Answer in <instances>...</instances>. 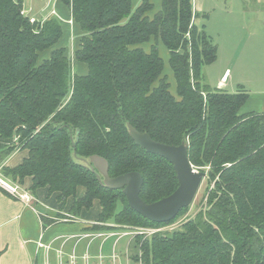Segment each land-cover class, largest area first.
Wrapping results in <instances>:
<instances>
[{
  "label": "trees",
  "instance_id": "obj_1",
  "mask_svg": "<svg viewBox=\"0 0 264 264\" xmlns=\"http://www.w3.org/2000/svg\"><path fill=\"white\" fill-rule=\"evenodd\" d=\"M61 2L83 31L75 60L87 65V74L73 72V59L61 44L63 19L31 22L23 0H0L3 175L20 184L32 178L31 190L48 188L62 206L73 198V216L99 201L103 225L94 229L159 226L174 219L157 223L142 216L123 189L101 184L89 161L96 154L106 158L112 177L140 172L141 197L152 203L177 189V174L167 159L135 143L128 124L165 144L185 141L191 163L208 174L207 201L179 230L149 237L137 233L132 260L264 264V112L243 113L249 93H230L203 81V67L217 60L218 46L193 23L192 0H162L152 18L150 0L137 8L132 0ZM152 37L170 53L178 96L161 77L158 48L142 47ZM48 49V58L39 62ZM17 149L28 155L16 166L6 165ZM80 187L85 191L77 197ZM0 191L9 194L2 186ZM112 220L115 225L109 226Z\"/></svg>",
  "mask_w": 264,
  "mask_h": 264
},
{
  "label": "crops",
  "instance_id": "obj_2",
  "mask_svg": "<svg viewBox=\"0 0 264 264\" xmlns=\"http://www.w3.org/2000/svg\"><path fill=\"white\" fill-rule=\"evenodd\" d=\"M141 1L132 0V3L138 5ZM248 1L243 0V5L241 4L237 10L239 21H243L246 25L248 19L252 18L248 11ZM192 2L195 24L199 13H205L210 9L215 10V6L207 5V0H192ZM232 7L231 0H227L223 8L224 13L217 17L211 15L210 20L215 18L222 27H229V20H232L233 15ZM23 9L26 16L38 21L44 22L53 16H59L64 20L65 33H69L75 43L71 53L73 72L87 74V65L75 60L77 43L83 36V31L79 24L69 22L72 18L70 8L61 0H23ZM258 38L255 39L257 43ZM61 44L66 46L65 41ZM218 52L219 54L221 52L220 44ZM249 52L251 62L258 66V73L254 78L256 89L249 91V98L241 111L243 113L264 112V49L256 58L253 57L251 50L247 51V57H249ZM228 71L229 68L217 81V88L223 89L222 87L227 83ZM11 157L6 161V165L15 166L24 160L23 158L12 165L10 164ZM27 179L28 184L25 181L24 184L19 183V185L21 191H27L34 196V200L30 203H25L15 195L0 191V264H136L131 258V246L134 239L131 230L94 229L92 227L97 225L100 213L88 217L90 212L84 209L79 216H73L71 214L73 199H69L62 207L56 194L50 196L48 188H39L34 192L31 190L32 178ZM44 218L49 220L46 226ZM108 225L114 226L115 224ZM97 233L102 235L97 236Z\"/></svg>",
  "mask_w": 264,
  "mask_h": 264
},
{
  "label": "rangeland",
  "instance_id": "obj_3",
  "mask_svg": "<svg viewBox=\"0 0 264 264\" xmlns=\"http://www.w3.org/2000/svg\"><path fill=\"white\" fill-rule=\"evenodd\" d=\"M150 1L153 4V8L151 9V11H149L148 15L152 18L161 10L162 0ZM242 2L243 0H231V4L233 6V15L231 16L232 20H229V27H222L221 24L215 20V18H212V20H210L211 15L217 17L218 15H222V13H224L223 8L226 6L227 0H207V5L215 6V10L210 9L205 13H199L196 22L199 28L207 33L210 40L214 44H216L217 46L220 44L221 46V52L220 54L218 52L217 60L203 67V81L207 84H210V86H212L213 88H217V81L222 78L225 71L229 68V73L226 79L227 83L222 88L224 91L230 93H237L241 90L249 93L251 89H256L254 78L257 76L256 73H258V66L254 65L251 62L250 52L249 57H247L246 53L247 51L251 50L253 53V57L256 58L260 54L261 50L264 49V0H260V2H257V0L248 1V11L252 18L248 19L247 25L243 23V21H239V11L237 10H239L241 4L243 5ZM140 3L138 5L137 3H135L136 5L133 4L134 6H136L134 8H137ZM23 13L25 15L24 9ZM31 19L32 18H30V20ZM192 21L193 23H195V17H193ZM39 23L43 24L44 22L40 21ZM67 23H69L68 20ZM256 38H258V43L255 40ZM62 41L66 42V46L63 47H67V53L72 58L71 53L75 44L73 38L69 33H65L63 38H61V42ZM154 46L158 48L160 56L164 61V69L161 77L166 79L170 84L171 92L175 96H178L177 82L169 62L170 53L162 40L152 37L149 41L142 44V47H145V50L148 52L151 51ZM49 54L50 49L41 52L39 62H42L43 60H45V58H48ZM74 70L77 71L75 67ZM159 83L160 80H157L154 83V86L159 85ZM18 152L19 151L17 149L13 154H11V156L13 157L10 156V160L12 159L10 164L14 165L17 162H20V160L28 155V152L25 150L20 153ZM207 179L208 178L204 179L193 204L182 211V213L180 212L181 214L179 213L174 221L159 226H141L133 228L125 227L123 229L131 230L134 236L137 233H141V235H144V237L152 236L155 233L168 234L181 229L188 221H190L197 215L202 207H204L207 201L208 192L211 188V185L208 183ZM28 183L29 181L28 179H26V184ZM83 191H85V189L83 187H80L78 189L77 197L82 195ZM121 208L122 205L119 204L118 209L120 210ZM88 211L90 212L88 217H93L96 214H99L101 211L100 202L96 200L93 207ZM96 224L103 225L100 224L99 221ZM108 224H115V222L114 220H112L108 222ZM155 230L156 232H151ZM97 236H99V233H97Z\"/></svg>",
  "mask_w": 264,
  "mask_h": 264
},
{
  "label": "water",
  "instance_id": "obj_4",
  "mask_svg": "<svg viewBox=\"0 0 264 264\" xmlns=\"http://www.w3.org/2000/svg\"><path fill=\"white\" fill-rule=\"evenodd\" d=\"M128 130L137 145L149 153L164 157L173 164L179 182L173 193L158 201L147 203L141 197L144 179L140 172L132 171L112 177L109 172V161L97 154L90 158L89 163L92 164L93 170L97 171L101 184L113 190L123 189L129 205L142 216L157 223L170 222L183 208L193 204L208 174L197 170L191 163L187 142L169 145L156 141L149 133L139 131L131 123L128 124Z\"/></svg>",
  "mask_w": 264,
  "mask_h": 264
},
{
  "label": "built area",
  "instance_id": "obj_5",
  "mask_svg": "<svg viewBox=\"0 0 264 264\" xmlns=\"http://www.w3.org/2000/svg\"><path fill=\"white\" fill-rule=\"evenodd\" d=\"M35 21H36L35 18L31 19V22H35ZM69 22L73 23V18H71ZM0 186L6 189L10 194L15 195L18 198H20L25 203H30L34 198V196L31 193L27 191H21V186L19 185V183H13L9 179H7L5 176H3L2 167H0ZM151 232H156V230L151 231ZM101 235L102 234H99V236Z\"/></svg>",
  "mask_w": 264,
  "mask_h": 264
}]
</instances>
